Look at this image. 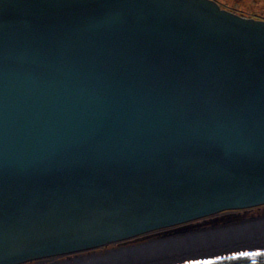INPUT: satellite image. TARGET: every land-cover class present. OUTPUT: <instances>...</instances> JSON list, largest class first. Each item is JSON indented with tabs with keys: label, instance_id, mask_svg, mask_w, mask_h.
Segmentation results:
<instances>
[{
	"label": "water",
	"instance_id": "1",
	"mask_svg": "<svg viewBox=\"0 0 264 264\" xmlns=\"http://www.w3.org/2000/svg\"><path fill=\"white\" fill-rule=\"evenodd\" d=\"M262 206L264 20L0 0V264H264V215L121 245Z\"/></svg>",
	"mask_w": 264,
	"mask_h": 264
},
{
	"label": "rangeland",
	"instance_id": "2",
	"mask_svg": "<svg viewBox=\"0 0 264 264\" xmlns=\"http://www.w3.org/2000/svg\"><path fill=\"white\" fill-rule=\"evenodd\" d=\"M222 9H226L234 14L245 18H253L256 20H264V0H214ZM264 215V206L226 212L211 218L200 220L192 224V227H201L209 225H217L234 220H243Z\"/></svg>",
	"mask_w": 264,
	"mask_h": 264
},
{
	"label": "flooded vegetation",
	"instance_id": "3",
	"mask_svg": "<svg viewBox=\"0 0 264 264\" xmlns=\"http://www.w3.org/2000/svg\"><path fill=\"white\" fill-rule=\"evenodd\" d=\"M194 223H191V224H188V225H185V226L172 228V229H166V230L159 231V232H156V233H153V234H149L147 236L138 238V239L133 240V241L126 242V243L121 244V245L122 246L133 245V244L145 242V241H148V240L156 239V238H159V237H164V236L180 233V232L187 231V230L213 226V225H209V226H201V227H192V224H194ZM117 246H120V245H117ZM85 255L88 256V255H91V254L87 253V254L65 256V257H56V258L41 260V261H38V262H33V263H28V264H70V263H73L74 261H76L78 259H82V257H84Z\"/></svg>",
	"mask_w": 264,
	"mask_h": 264
},
{
	"label": "bare ground",
	"instance_id": "4",
	"mask_svg": "<svg viewBox=\"0 0 264 264\" xmlns=\"http://www.w3.org/2000/svg\"><path fill=\"white\" fill-rule=\"evenodd\" d=\"M253 19V18H252ZM256 20V19H255ZM249 219V218H248Z\"/></svg>",
	"mask_w": 264,
	"mask_h": 264
}]
</instances>
